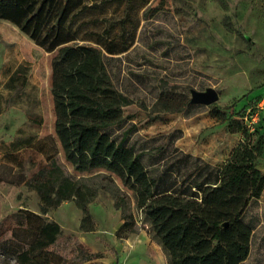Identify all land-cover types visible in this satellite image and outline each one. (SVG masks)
I'll return each mask as SVG.
<instances>
[{
	"label": "rangeland",
	"instance_id": "obj_1",
	"mask_svg": "<svg viewBox=\"0 0 264 264\" xmlns=\"http://www.w3.org/2000/svg\"><path fill=\"white\" fill-rule=\"evenodd\" d=\"M122 1L87 12L75 26L85 22L77 38L95 47L110 25L112 38H125L128 52L108 57V68L115 87L132 100L124 108L120 131L130 132L136 150L146 153L148 167L158 160L161 147L168 154L177 149L220 166L243 141L212 116L210 106L165 111L159 103L164 92L174 93L178 104H190L193 91L214 89L224 110L256 111L254 122L264 133V0H149L145 6V0ZM54 55L0 20V221L23 208L57 222L61 236L54 248L69 259L88 251L98 256L94 264H168L132 192L118 177L104 170L78 172L59 155L70 175L91 179L99 189L88 207L92 232L81 229L84 213L74 201L42 214L37 194L25 186V178L45 163L33 144L56 136ZM171 136L177 138L173 145ZM257 166L264 172V158ZM119 192L130 196V211L138 219L136 231L122 238L117 236L122 211L115 206ZM246 220L254 226V237L244 264H264V192Z\"/></svg>",
	"mask_w": 264,
	"mask_h": 264
},
{
	"label": "trees",
	"instance_id": "obj_2",
	"mask_svg": "<svg viewBox=\"0 0 264 264\" xmlns=\"http://www.w3.org/2000/svg\"><path fill=\"white\" fill-rule=\"evenodd\" d=\"M122 2L0 0V20L55 54L51 92L56 136L33 144L45 163L25 178V186L37 194L42 214L74 201L84 213L81 229L94 231L88 207L99 189L91 179L70 175L59 161L62 153L78 172L104 170L121 180L132 192L138 213L149 225L148 234L163 248L168 264H244L254 237L246 214L264 192V172L257 166L264 158V133L252 121L256 111L247 114L245 108L226 111L217 103L210 106L215 119L243 136L222 165L177 149L168 154L161 147L158 160L148 167L143 161L146 153L136 150L130 132L120 131L124 108L132 100L115 87L108 68V57L128 52L125 38H112L110 25L99 37L100 47H95L77 38L85 22L75 26L87 12ZM125 21L126 17L121 23ZM159 103L171 112L199 106L178 104L170 92L162 93ZM176 139L171 136L169 143ZM111 176L102 177L112 180ZM130 205L127 193L115 195V206L122 211L120 238L137 229L138 219ZM60 236L57 222L31 210L8 214L0 221V264H94L98 256L88 251L69 259L55 250Z\"/></svg>",
	"mask_w": 264,
	"mask_h": 264
},
{
	"label": "water",
	"instance_id": "obj_3",
	"mask_svg": "<svg viewBox=\"0 0 264 264\" xmlns=\"http://www.w3.org/2000/svg\"><path fill=\"white\" fill-rule=\"evenodd\" d=\"M219 95L218 92L214 89H207L206 91H193L192 98L190 100L191 105H205L211 106L218 102Z\"/></svg>",
	"mask_w": 264,
	"mask_h": 264
},
{
	"label": "built area",
	"instance_id": "obj_4",
	"mask_svg": "<svg viewBox=\"0 0 264 264\" xmlns=\"http://www.w3.org/2000/svg\"><path fill=\"white\" fill-rule=\"evenodd\" d=\"M255 117H256V116H255ZM255 117H254V118H255ZM254 118H253V119H254ZM254 121H256V120L254 119L253 122H254Z\"/></svg>",
	"mask_w": 264,
	"mask_h": 264
}]
</instances>
